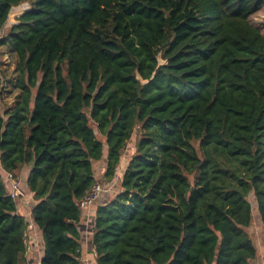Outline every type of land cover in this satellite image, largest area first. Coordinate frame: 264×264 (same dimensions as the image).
<instances>
[{
	"label": "trees",
	"instance_id": "trees-1",
	"mask_svg": "<svg viewBox=\"0 0 264 264\" xmlns=\"http://www.w3.org/2000/svg\"><path fill=\"white\" fill-rule=\"evenodd\" d=\"M262 6L0 0V47L17 58L16 100L0 111V264H29L5 181L24 169L40 264H83L79 201L98 161L114 196L91 222L95 264H254L264 34L249 17Z\"/></svg>",
	"mask_w": 264,
	"mask_h": 264
},
{
	"label": "crops",
	"instance_id": "crops-1",
	"mask_svg": "<svg viewBox=\"0 0 264 264\" xmlns=\"http://www.w3.org/2000/svg\"><path fill=\"white\" fill-rule=\"evenodd\" d=\"M105 163H101V169L99 172L95 171L96 177H98L99 182L105 183L104 178L101 176V171L104 168ZM124 167V166H122ZM28 174V169H24L18 174V178L22 182L25 180L26 175ZM5 181L9 185L10 188V180H8L7 176H5ZM112 191H103L100 193L99 197L92 203L90 206L81 209V214L79 221L77 223V228L79 230L81 236V256L80 259L83 264H95L94 260V251L90 244L91 239V222L94 218L96 206L105 205L112 195ZM17 204V213L24 217L27 221V229L25 232V244H26V257L28 259L29 264H40V260L43 255V243L41 240V235L35 224L33 223L31 217V208L33 205V201L30 195H24L15 200ZM260 227L263 230L262 223L258 220ZM250 228V227H249ZM264 245V244H263ZM257 248V245H256ZM258 257H261V261L258 260ZM254 264H264V248L259 251L257 248V256L254 260Z\"/></svg>",
	"mask_w": 264,
	"mask_h": 264
},
{
	"label": "rangeland",
	"instance_id": "rangeland-1",
	"mask_svg": "<svg viewBox=\"0 0 264 264\" xmlns=\"http://www.w3.org/2000/svg\"><path fill=\"white\" fill-rule=\"evenodd\" d=\"M25 4V5H24ZM28 5L26 3L21 4L18 7H15L10 17L6 23L4 28L5 32L8 31L10 25L13 22L14 15L26 9ZM250 23L258 28L262 34H264V7H260L255 13L251 14L249 17ZM16 66H17V58L15 54L10 50L7 44H4L0 47V76L3 79V90L0 94V111L4 110V108L8 105H12L16 100L17 90L14 86V79L16 77ZM137 132L135 133V135ZM136 137V136H135ZM133 141H130L123 156V160L128 157L130 154V150L133 148ZM101 161L95 162L94 169L96 172H99L101 169ZM99 181V180H98ZM249 200H252V197H248ZM253 204V202H252ZM250 236L252 237L253 242L257 245L259 251L264 248V227L263 230L260 227L256 214L253 217V223L249 228ZM258 260H262L261 257H258Z\"/></svg>",
	"mask_w": 264,
	"mask_h": 264
},
{
	"label": "built area",
	"instance_id": "built-area-1",
	"mask_svg": "<svg viewBox=\"0 0 264 264\" xmlns=\"http://www.w3.org/2000/svg\"><path fill=\"white\" fill-rule=\"evenodd\" d=\"M7 178L10 180V188L8 191L9 197L13 200H16L25 195L24 190L21 187V181L18 177L14 176L11 173H7ZM109 186L105 185L102 182H95L89 189V191L83 196L79 201V207L81 209L90 206L99 196L102 191L108 190Z\"/></svg>",
	"mask_w": 264,
	"mask_h": 264
}]
</instances>
